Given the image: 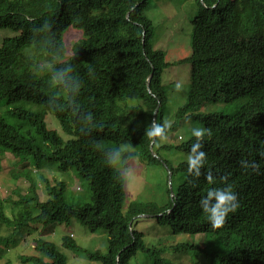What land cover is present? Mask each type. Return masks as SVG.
Segmentation results:
<instances>
[{
	"label": "trees",
	"instance_id": "16d2710c",
	"mask_svg": "<svg viewBox=\"0 0 264 264\" xmlns=\"http://www.w3.org/2000/svg\"><path fill=\"white\" fill-rule=\"evenodd\" d=\"M198 1L204 12L192 20L188 97L164 135L187 117L210 131L201 141L206 160L196 177L189 172L188 159L174 165L160 161L156 148L173 144L159 145L162 138L156 136L151 147L154 137L146 135L157 107V123L165 121L163 72L179 62L168 61L164 48L156 46V26L144 13L149 0H0V29L17 32L0 47V99L15 104L10 112L14 123L0 115V161L7 152L33 156L38 163L57 161L64 171L75 167L91 186L89 197L69 198L64 181L42 176L47 200H41L33 182L32 194L15 200L22 225L76 218L91 232L106 230V252L84 248L69 235L62 239V247L102 264H131L144 250L153 253V264H264V0ZM70 28L82 33L67 55L63 32ZM66 68L68 79L55 82L53 74ZM219 97L243 103L231 113L201 112ZM21 102L38 109L17 106ZM49 112L69 138L49 128ZM195 139L191 136L175 149L190 154ZM122 146L124 161L139 158L168 166L174 194L167 203L127 202L123 169L106 163V150ZM242 161L255 168H244ZM25 175L33 180L31 173ZM226 184L237 194L239 206L214 228L200 200L210 188ZM142 218H154L173 234L205 236L198 244L178 242V257L167 250L160 254L147 246L138 229ZM11 222L1 208L0 226ZM11 242L12 235H0V247ZM34 242L37 253L21 255L22 263L68 264V256L53 241L40 237Z\"/></svg>",
	"mask_w": 264,
	"mask_h": 264
},
{
	"label": "rangeland",
	"instance_id": "374dc122",
	"mask_svg": "<svg viewBox=\"0 0 264 264\" xmlns=\"http://www.w3.org/2000/svg\"><path fill=\"white\" fill-rule=\"evenodd\" d=\"M203 12L204 9L198 0H149L144 8V13L152 18L156 26V46L164 48L168 61H179L167 67L163 72V84L167 94L164 120L169 124L176 121V111L188 97L192 66L189 60L192 54V20ZM81 33V30L71 28L63 32L64 42L68 48L67 55H69V47L76 42ZM16 34L17 32L11 28L0 29V47L5 38L13 37ZM43 64L48 65L50 62ZM176 84H180L181 88L177 89ZM242 103L243 101L239 99L226 103L219 97L215 102L205 105L201 112L225 111L231 113ZM17 106L38 109L37 105L27 102L18 103ZM14 107L15 104L9 103L7 98L0 99V115H6L12 123L15 122V119L11 117L10 112ZM46 121L49 128L57 130L65 139L70 137L62 129L57 117L51 112L46 115ZM194 127L203 128V123L198 119L187 117L179 122L178 126L168 135L159 140V145H171L172 143L174 147L161 150L156 148L159 160L164 158L173 165L181 160H187L189 154L176 150L175 146L188 141L192 136L191 129ZM0 166V200L5 199L4 203L0 201V209L2 208L12 219L9 224H1L0 235H12L14 239L10 245L0 247V264H5L8 260L13 263L25 264L21 262L20 256L36 254L34 240L40 237L56 243L58 248L68 256V264H102L89 259L82 252L76 253L62 247V239L64 235H69L84 248L106 252L108 249V232L106 230L91 232L76 218H73L70 223H50L48 225H35L31 222L22 225L17 219V212L20 209H16L15 200H19L21 196L28 193L32 194L30 190L32 182L35 183L41 200L48 199L49 195L45 183L42 182V176L52 181L55 179L64 181L67 186L66 194L69 198L76 195L89 197L91 186L86 179L78 175L75 167L64 171L59 168L57 161L42 159L38 163L33 156L15 157L10 152L2 157ZM119 167L123 169L126 176L127 202L142 200L165 204L174 194L172 177L170 178L172 173L168 166L162 162L147 164L139 158H134L131 161L122 159ZM26 172L31 173L33 180L25 175ZM139 216L146 217V215ZM138 229L144 232V239L149 248L155 249V251L160 250V254L167 250L169 254L176 257L180 255L176 249L178 242L198 244L205 236V234H173L170 227L160 225L154 218H142L138 223ZM192 250L194 254L196 247L192 246ZM152 254L148 250L140 251L132 258L131 264H153L154 256Z\"/></svg>",
	"mask_w": 264,
	"mask_h": 264
},
{
	"label": "clouds",
	"instance_id": "9594fccd",
	"mask_svg": "<svg viewBox=\"0 0 264 264\" xmlns=\"http://www.w3.org/2000/svg\"><path fill=\"white\" fill-rule=\"evenodd\" d=\"M70 71L69 68L63 70H57L53 74V80L57 83L63 84L67 79V73ZM76 87H79L77 82ZM177 89L181 88L180 84H176ZM86 119L91 120V115H88ZM168 121H163L162 123H157L153 121L146 128V135L149 137L159 136L161 138L165 135V130L169 127ZM210 135V131L205 128L194 127L191 129V135L194 136L195 142L191 144L190 154L188 156L189 172L192 175L198 177L200 175V167L204 165L206 157L205 152L202 149L201 141L205 135ZM126 150V146L116 147L106 150V163L109 167H118L122 163V155ZM264 156V152L260 153ZM244 168L253 167L254 164H248L246 162H241ZM206 179L211 183L213 182V177L211 172H208ZM239 206V201L237 199V194L232 190L230 184H226L224 187L210 188L207 194L203 196L200 200V207L203 213L206 214V218L212 227H219L225 220L228 213L234 212Z\"/></svg>",
	"mask_w": 264,
	"mask_h": 264
},
{
	"label": "water",
	"instance_id": "95a60500",
	"mask_svg": "<svg viewBox=\"0 0 264 264\" xmlns=\"http://www.w3.org/2000/svg\"><path fill=\"white\" fill-rule=\"evenodd\" d=\"M151 77H152V75H150L149 80H148V87H149V90H150ZM159 105H160V104H159ZM158 112H159V107H157L156 110H155L154 121H156V122H157V115H158ZM155 141H156V137H154L153 142H152V144H151V147H153ZM154 154L157 155L155 152H154ZM170 178H171V175H170ZM141 215H146V214H141ZM146 216H147V215H146Z\"/></svg>",
	"mask_w": 264,
	"mask_h": 264
}]
</instances>
